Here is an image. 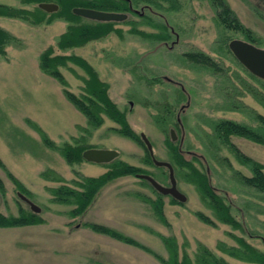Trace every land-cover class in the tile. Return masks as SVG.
I'll list each match as a JSON object with an SVG mask.
<instances>
[{"label":"rangeland","instance_id":"obj_1","mask_svg":"<svg viewBox=\"0 0 264 264\" xmlns=\"http://www.w3.org/2000/svg\"><path fill=\"white\" fill-rule=\"evenodd\" d=\"M128 2L138 12L144 6L151 11L145 9L142 18L128 13L127 20L113 22V30L106 35L67 48H60L58 41L73 23L61 16L51 18L57 11L46 13L38 23L32 15L26 20L0 16V28L13 37L0 55V181L4 188L0 213L17 215L19 208L30 211L17 196L15 179L30 202L40 208L38 215L43 219L38 225L0 228V264H163L161 259L168 260L169 251L162 237L174 239L178 259L186 255L192 264H196L200 247L227 264H257L232 256L228 250L243 249L242 239L264 254V193L245 186L237 172L250 177V170L228 147L212 141L217 121L255 127L251 113L264 117V107L252 95L264 97V81L252 78L228 49L230 39L243 40L245 33L227 15L222 13L225 19L221 18L217 6L231 8L259 39L244 40L264 49V0ZM39 4L0 0V5L30 12ZM164 22L179 40L169 31L168 40L160 39L162 30L155 23ZM78 24L93 21L80 19L74 23ZM48 48L53 56H76L93 68L108 85L110 100L125 113L132 130L148 138L156 160L171 163L166 141L177 144L185 160L207 175L239 227L219 221L196 187L179 172L177 189L186 196L184 203L159 197L138 174L107 182L81 215L71 214L75 204L54 202L51 189L62 185L79 189L77 183L82 179L105 174L113 162L141 168L163 186H169V181L165 168L148 164L144 146L114 131L118 125L112 120L104 116L100 127L89 125L64 93L67 90L81 98L87 73L68 62L60 68L67 83L62 86L39 67L40 55ZM192 53L203 54L215 66L190 60ZM171 130L175 140L170 138ZM65 144L111 150L118 157L105 164L85 160L69 164L58 151ZM230 144L264 166V145L235 135L230 136ZM158 198L161 215L151 203ZM89 224L114 230L143 248L96 232Z\"/></svg>","mask_w":264,"mask_h":264},{"label":"trees","instance_id":"obj_2","mask_svg":"<svg viewBox=\"0 0 264 264\" xmlns=\"http://www.w3.org/2000/svg\"><path fill=\"white\" fill-rule=\"evenodd\" d=\"M27 2H35L36 4L47 2L48 0H24ZM50 1V0H49ZM132 5H135L139 0H129ZM149 4H153V0H143ZM56 4L59 6V10L56 13L51 14L53 16H61L73 23L67 29V32L60 36L58 41V46L60 48L76 47L84 45L86 42L92 39L100 38L113 30V22H96L93 24H78L74 23L83 19L79 16L73 14L72 10L74 8H87L98 11H113V12H127L129 2L128 0H55ZM224 15L229 14V9L225 6L223 10ZM32 15L35 22H41L46 12L42 11L39 7H36L33 12L25 11L23 9H14L8 6L0 5V16L2 17H18L20 19H27V16ZM50 21V20H47ZM232 25L238 28L239 25ZM231 24L227 28L231 27ZM231 29V28H230ZM13 40V37L0 28V55L5 54V47ZM188 58L197 63H201L206 66L214 67L215 64L209 58L200 53L188 54ZM74 63L85 70L88 78L85 79V90L81 98L76 97L74 94L64 91L65 96L68 101L73 103V105L87 118L89 125L96 129L104 123V116L112 120L118 125V128L114 131L120 136L126 137L132 141L139 143L145 147L146 161L148 164L152 163L151 157L145 144L143 143L140 135L136 134L132 128L129 126L126 120L125 113L120 111L119 108L110 100L108 96V85L99 80L97 73L93 68L88 65L83 59L76 56H53L52 48H48L40 55L39 67L40 69L49 75L50 77L57 80L62 86L66 87L67 83L64 80L60 68L67 66V63ZM255 78L253 75H250ZM253 90L252 92H254ZM251 92V93H252ZM253 97L259 102L261 106L264 107V97L259 94L252 93ZM251 118L257 123V126L252 127L249 125L228 121L220 120L213 124L214 140L212 143L221 144L228 147L231 150L236 159L241 163L246 165L250 170L251 176L246 177L237 172L240 181L248 187H251L261 193H264V166L250 158L244 156L236 148L230 144V136H239L255 143L264 145V117L259 114H252ZM47 144L52 145L47 139H44ZM168 147L170 148L171 154V165L174 169L175 177L184 175L185 179L193 184L198 190L201 198L206 202L207 206L214 212L215 216L219 221L225 224H229L232 227H239V223L230 214V209L226 204L218 197L212 187L210 186L209 179L205 173L198 171L191 163L185 160L181 152L178 150L177 144L170 141H166ZM53 146V145H52ZM89 146L75 145L71 146L65 144L63 147L59 148L58 151L63 155L67 163L74 164L84 161L82 153L89 149ZM57 149V148H56ZM226 161L225 159H221ZM228 163V162H227ZM154 165V164H153ZM231 168V165L228 163ZM109 170L96 178L88 177L82 179V182L77 183L79 189L70 188L66 185H62L58 188L51 189V193L54 197L53 201L65 204H75L76 207L71 211L72 215H81L84 213L86 208L91 204L96 193L99 189L105 185L107 182L126 175H136L139 173H146L141 168L130 166L124 162H113L108 164ZM178 169V170H177ZM186 169L188 171H186ZM9 176H11L9 174ZM148 183L145 180H142ZM14 182L18 188V191L25 195L26 190L24 187L14 179ZM0 192H4L3 184L0 181ZM159 197L162 195L157 193ZM161 198L151 201L152 204L157 207L159 215H161L160 209L162 207ZM172 202H177L171 198ZM196 216L203 222L213 225V222L204 214L197 213ZM43 223V219L38 215L33 213L31 210L26 211L19 208L17 215H3L0 213V228H13V227H23L29 225H38ZM92 230L114 237L122 242L131 244L133 246L141 247L136 241L125 237L114 230L106 228L104 226H99L95 224L88 225ZM162 241L169 251L168 260L161 259L163 264H192L190 258L186 255L182 257L181 260L178 259L177 247L175 241L172 238L162 237ZM242 243L243 249H229L228 253L235 257H240L246 259L248 262H253L257 264H264V254L259 253L248 244H246L242 239H239ZM196 264H227L223 259L217 258L205 247H200L199 252L195 255Z\"/></svg>","mask_w":264,"mask_h":264},{"label":"water","instance_id":"obj_3","mask_svg":"<svg viewBox=\"0 0 264 264\" xmlns=\"http://www.w3.org/2000/svg\"><path fill=\"white\" fill-rule=\"evenodd\" d=\"M40 9L52 13L57 10L58 6L55 4L41 3L38 5ZM73 14L81 18L89 19L97 22H122L126 19V15L122 13L103 12L98 10H92L87 8H74ZM229 50L233 53L237 61L253 76L264 81V49L255 47L254 45L241 41L232 40L229 45ZM172 140H175L173 130L170 131ZM140 137L145 144L147 151L152 159L153 164L156 167H164L168 170L169 186H163L154 180L151 176L146 174H138L137 177L141 180L147 181L158 193L164 196H170L179 203L186 201V196L178 191L176 179L174 176V170L170 163L164 161H158L154 158L153 148L148 138L141 133ZM85 161L93 162L97 164L109 163L118 157V153L111 150H96L88 149L82 154ZM18 197L29 205L31 211L35 214H39L40 208L30 200L18 193Z\"/></svg>","mask_w":264,"mask_h":264},{"label":"flooded vegetation","instance_id":"obj_4","mask_svg":"<svg viewBox=\"0 0 264 264\" xmlns=\"http://www.w3.org/2000/svg\"><path fill=\"white\" fill-rule=\"evenodd\" d=\"M199 1H203V0H199ZM46 4H55L57 5L56 3H52V2H46ZM217 6V5H216ZM219 8L218 12H219V16H221V18H224L225 19V16H222V13H223V10H222V7H220L219 5L217 6ZM128 11L127 12H114V13H122V14H125L126 15V19L124 21L127 20V16H128V13H134L136 15H138V17L142 18V17H145V13H144V10H149L151 11L150 7L149 6H144L143 8H141V12H138V10L136 9H133L131 5L128 6ZM217 8V9H218ZM230 8V7H229ZM59 10V7L57 9V11ZM103 12H113V11H103ZM226 17H229L230 21L233 23V24H238L239 27L237 30H239L240 33H245L244 35V39L245 40H259L257 37L254 38L253 34L251 33V30L245 28L240 22H239V19L237 18V15L233 12V10L230 8L229 9V14L226 16ZM86 20H89V19H86ZM92 21V20H90ZM123 22V21H122ZM157 26L159 25V28L160 30H162V33H161V40H168V31L169 33H171V35H174V40H179V36L177 33H174L173 29H169L170 27L168 26L167 22H164V24H159V23H155ZM242 40V39H230L231 41L232 40H241V41H244V42H247V43H250L252 45H254L255 47L259 48L258 46H256L254 43L252 42H248V41H245V40ZM230 41V42H231ZM229 42V43H230ZM228 43V45H229ZM166 44V43H165ZM229 49V47H228ZM261 49V48H260ZM230 51V50H229ZM231 52V51H230ZM231 54L233 55V53L231 52ZM234 56V55H233ZM235 58V56H234ZM236 59V58H235ZM237 60V59H236Z\"/></svg>","mask_w":264,"mask_h":264}]
</instances>
